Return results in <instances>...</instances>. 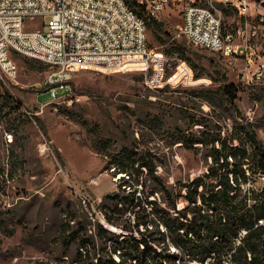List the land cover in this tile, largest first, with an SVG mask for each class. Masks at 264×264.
I'll return each mask as SVG.
<instances>
[{
	"label": "rangeland",
	"instance_id": "obj_1",
	"mask_svg": "<svg viewBox=\"0 0 264 264\" xmlns=\"http://www.w3.org/2000/svg\"><path fill=\"white\" fill-rule=\"evenodd\" d=\"M217 7L222 8L223 32L245 28L235 11ZM182 8L183 2L164 5L156 17L160 25L147 23V41L150 48L164 53L168 75L186 60L164 50L174 41L186 46L195 69L186 63L193 75L202 74L191 85L151 89L140 71L80 68L69 87L57 89L55 100L45 85L50 66L22 54L13 56L17 79H0V264L95 262L98 254L93 244L86 249L71 239L62 241L63 235L75 231L99 251L104 241L97 233L98 225L121 231L106 221L101 204L118 189L125 173L107 167L110 156L93 150L92 124L99 125L103 137L135 145L151 157L167 184L187 182L206 171V151L200 147L199 153L194 152L177 142L174 133L195 120L227 129L231 124L228 109L212 105L213 99L196 92L231 83L238 89L236 102L243 119L252 123L264 142V77L252 80L255 64L247 66L244 58L225 57L190 42L180 32ZM255 45L263 53L262 41ZM66 96L67 100H61ZM261 181L254 180L257 185ZM134 233L138 234L136 228Z\"/></svg>",
	"mask_w": 264,
	"mask_h": 264
},
{
	"label": "trees",
	"instance_id": "obj_2",
	"mask_svg": "<svg viewBox=\"0 0 264 264\" xmlns=\"http://www.w3.org/2000/svg\"><path fill=\"white\" fill-rule=\"evenodd\" d=\"M126 1L146 23L160 25L146 2ZM164 52L179 53L195 69L183 44L174 41ZM194 77L202 74L196 72ZM237 91L228 83L196 92L213 99L212 105L226 107L231 124L225 130L215 124L214 129L195 120L174 133L177 142L196 153L204 147L207 158L205 172L175 185L167 184L155 161L135 145L117 144L100 134L98 124L90 125L93 150L110 156L107 167L125 173L118 189L101 204L106 221L121 231L98 225L97 233L104 241L99 251L75 231L63 235L62 241L71 239L86 249L93 244L98 257L86 264H264V142L252 123L243 119ZM195 125L202 127L194 130ZM258 178L260 185L254 182ZM180 202L185 205L181 207ZM154 225L156 231L151 230Z\"/></svg>",
	"mask_w": 264,
	"mask_h": 264
},
{
	"label": "built area",
	"instance_id": "obj_3",
	"mask_svg": "<svg viewBox=\"0 0 264 264\" xmlns=\"http://www.w3.org/2000/svg\"><path fill=\"white\" fill-rule=\"evenodd\" d=\"M148 1L155 18L169 1L183 2L180 32L190 42L225 57L244 58L247 66L255 64L252 80L264 77V0ZM218 5L235 11L245 28L223 32ZM257 41H262L263 53ZM15 54L50 66L45 85L55 100L57 89L69 87L80 68L140 71L151 89L196 81L184 60L167 74L164 53L149 48L147 23L126 0H0V79H17Z\"/></svg>",
	"mask_w": 264,
	"mask_h": 264
},
{
	"label": "crops",
	"instance_id": "obj_4",
	"mask_svg": "<svg viewBox=\"0 0 264 264\" xmlns=\"http://www.w3.org/2000/svg\"><path fill=\"white\" fill-rule=\"evenodd\" d=\"M44 103H46V102H44Z\"/></svg>",
	"mask_w": 264,
	"mask_h": 264
}]
</instances>
